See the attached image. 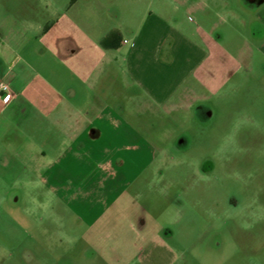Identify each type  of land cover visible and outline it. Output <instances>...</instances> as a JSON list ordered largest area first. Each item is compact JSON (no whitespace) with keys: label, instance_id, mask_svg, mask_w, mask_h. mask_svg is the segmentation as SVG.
Listing matches in <instances>:
<instances>
[{"label":"rangeland","instance_id":"obj_1","mask_svg":"<svg viewBox=\"0 0 264 264\" xmlns=\"http://www.w3.org/2000/svg\"><path fill=\"white\" fill-rule=\"evenodd\" d=\"M165 1L141 2L140 12L186 16L218 46L199 99L180 92L151 107L126 81L120 88L119 71L109 75L120 91L92 98L123 107L107 115L108 138L61 146L53 171L14 178L0 209L14 256L2 264H84L89 247L102 256L92 264H147L138 234L165 242L152 247L156 264H264V2L188 0L187 11Z\"/></svg>","mask_w":264,"mask_h":264},{"label":"crops","instance_id":"obj_2","mask_svg":"<svg viewBox=\"0 0 264 264\" xmlns=\"http://www.w3.org/2000/svg\"><path fill=\"white\" fill-rule=\"evenodd\" d=\"M153 1L0 0V82L12 93L4 101L0 89V209L12 197L14 178L31 170L53 171L49 163L60 161L61 146L69 149L61 150L65 153L108 138L107 115L114 114L112 109L122 113L123 107L100 106V100L120 91L109 90L108 76L116 71L120 88L126 81L151 107L180 92L199 99L195 89L203 87L201 73L218 46L199 33L200 27H189L186 16L180 23L165 11L147 8L141 14V2L150 7ZM179 1L189 11L188 0ZM259 49L264 53V42ZM239 55L246 60L247 54ZM93 97L99 105H93ZM117 119L111 121L119 125ZM136 238L138 257L156 264L153 248L165 242L157 234ZM0 243L2 264L14 252L8 240ZM84 256V264L102 258L92 247ZM114 261L119 263L120 256Z\"/></svg>","mask_w":264,"mask_h":264},{"label":"built area","instance_id":"obj_3","mask_svg":"<svg viewBox=\"0 0 264 264\" xmlns=\"http://www.w3.org/2000/svg\"><path fill=\"white\" fill-rule=\"evenodd\" d=\"M0 89L5 91V94L3 96V100L8 101L12 96V93H10V91H9V86L3 82H0Z\"/></svg>","mask_w":264,"mask_h":264},{"label":"flooded vegetation","instance_id":"obj_4","mask_svg":"<svg viewBox=\"0 0 264 264\" xmlns=\"http://www.w3.org/2000/svg\"><path fill=\"white\" fill-rule=\"evenodd\" d=\"M247 1L250 3H255V2H258L259 0H247ZM199 112L205 116L204 118H206L208 116L209 110L207 108H202V109H199Z\"/></svg>","mask_w":264,"mask_h":264},{"label":"water","instance_id":"obj_5","mask_svg":"<svg viewBox=\"0 0 264 264\" xmlns=\"http://www.w3.org/2000/svg\"><path fill=\"white\" fill-rule=\"evenodd\" d=\"M258 2H259V4H260V3H263L264 0H259ZM209 115H210V112H208V116H209Z\"/></svg>","mask_w":264,"mask_h":264}]
</instances>
